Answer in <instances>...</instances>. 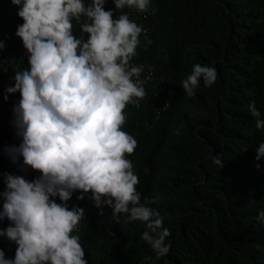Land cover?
Returning a JSON list of instances; mask_svg holds the SVG:
<instances>
[{"label": "trees", "instance_id": "16d2710c", "mask_svg": "<svg viewBox=\"0 0 264 264\" xmlns=\"http://www.w3.org/2000/svg\"><path fill=\"white\" fill-rule=\"evenodd\" d=\"M151 7L156 11L145 20L151 31L141 33L130 64L143 70L152 64L155 78L139 103L126 105L122 130L137 141L127 159L138 176L141 203L155 201L148 206L169 229V252L157 257L141 239L144 223L126 214L113 218L108 206H94L90 193L77 200L80 193L74 192L67 202L84 210L73 234L87 264H264V223L258 219L264 211V160H255L264 131L248 111L254 100L264 114V0H151ZM104 9L113 10V19L129 13L112 0ZM17 11L11 0H0V62L9 63L0 70V193L5 173L28 181L40 175L25 168L22 158L13 164L4 154L6 146L21 142L12 124L20 96L5 101L4 90L14 86L15 71L28 67V53L15 35L23 23ZM72 24L73 34L81 35ZM145 36L151 40L146 47ZM196 63L214 67L217 80L208 87L201 82L187 97L180 84ZM166 103L158 118L157 108ZM9 224L0 221V230ZM0 250L13 258L16 245L0 237Z\"/></svg>", "mask_w": 264, "mask_h": 264}, {"label": "clouds", "instance_id": "9594fccd", "mask_svg": "<svg viewBox=\"0 0 264 264\" xmlns=\"http://www.w3.org/2000/svg\"><path fill=\"white\" fill-rule=\"evenodd\" d=\"M105 3L11 0L23 21L15 35L28 53V67L15 71L14 86L4 90L5 101L19 93L12 124L21 140L18 147L6 146L4 154L13 164L22 158L25 168L40 175L28 181L4 174L0 221L10 224L0 230V237L14 242L16 250L13 258L0 250V264H87L80 238L73 234L84 220V210L67 203L74 192L80 193L77 200L90 193L94 206H108L113 218L126 214L129 220L144 223L141 239L157 257L169 252V229L162 226L159 212L148 206L155 201L145 198L141 203L138 176L127 159L137 141L122 130L126 105L137 104L154 82L143 87L144 66L130 64L144 30L127 14L113 19V10H105ZM112 3L116 9L156 11L151 0ZM72 21L81 35L73 34ZM145 41V47L151 44L147 36ZM4 48L0 41V50ZM8 64L0 62V70L7 71ZM216 80L214 67L196 63L180 87L191 97L201 82L208 87ZM248 111L256 129L264 131V114L254 100ZM255 153L256 161L264 160V141ZM221 161L212 157L220 168ZM258 219L264 223V211Z\"/></svg>", "mask_w": 264, "mask_h": 264}, {"label": "built area", "instance_id": "2783aa9c", "mask_svg": "<svg viewBox=\"0 0 264 264\" xmlns=\"http://www.w3.org/2000/svg\"><path fill=\"white\" fill-rule=\"evenodd\" d=\"M129 19L137 23L144 31L143 34H148L151 31V28L145 27V20L148 19V15L142 12L137 11L134 8H129L128 13ZM155 76V67L152 64L146 66V68L142 71L140 79L143 81V87L150 84ZM167 89L163 87L161 91H166ZM139 103V101H138ZM166 105V106H165ZM169 107V104L166 103L159 107L156 111L157 116L159 117L162 113H164Z\"/></svg>", "mask_w": 264, "mask_h": 264}]
</instances>
